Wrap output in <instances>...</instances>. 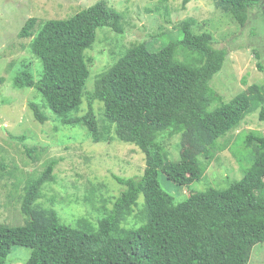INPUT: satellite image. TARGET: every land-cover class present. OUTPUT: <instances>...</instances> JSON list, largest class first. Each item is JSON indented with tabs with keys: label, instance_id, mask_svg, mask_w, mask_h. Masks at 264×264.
Returning a JSON list of instances; mask_svg holds the SVG:
<instances>
[{
	"label": "trees",
	"instance_id": "obj_1",
	"mask_svg": "<svg viewBox=\"0 0 264 264\" xmlns=\"http://www.w3.org/2000/svg\"><path fill=\"white\" fill-rule=\"evenodd\" d=\"M190 1L182 0V8ZM214 2L239 26L251 9L264 5V0ZM262 22L264 28L263 9ZM36 25V19L26 20L18 37L30 38L29 51L40 62L38 77L25 67L13 77V86L34 89L62 126L85 129L93 143L117 140L136 146L145 156V169L138 179L112 176L124 191L107 216L94 223L80 216L63 224L57 210L38 202L42 188L55 181L57 161L51 159L24 184L20 210L25 224L0 225V264L15 246L31 250L25 264H248L252 248L264 243V135H247L251 166L226 190L210 187L177 202L161 188L159 175L185 188L199 181L204 174L200 156L210 160L225 150L218 140L260 106L264 119V84L222 103L209 82L222 69L227 51L213 46L211 32L195 31L191 18L179 25L182 39L157 52L146 43L127 48L87 92L85 51L99 28L122 34L121 14L98 1L66 19L46 20L38 31ZM180 53L194 60L181 62ZM84 97L88 111L77 116ZM95 102L101 105V127ZM216 102L220 105L210 110ZM29 107L35 120H46L36 103ZM164 135L179 136L177 161L165 153ZM139 197L143 202L134 219L140 226L120 229Z\"/></svg>",
	"mask_w": 264,
	"mask_h": 264
},
{
	"label": "rangeland",
	"instance_id": "obj_2",
	"mask_svg": "<svg viewBox=\"0 0 264 264\" xmlns=\"http://www.w3.org/2000/svg\"><path fill=\"white\" fill-rule=\"evenodd\" d=\"M98 1L121 14L123 32L116 34L107 27L97 30L94 44L85 51L89 64L87 92L92 91L98 76L127 48L146 43L150 51L157 52L181 40L179 25L191 18L197 22L195 31L211 32L213 46L227 51L222 69L209 82L211 91L221 97L222 103H229L251 85L264 84V5L251 9L248 21L239 26L216 7L214 0H191L184 8L182 0H0V162L5 165L4 169L0 166V225L25 224L20 210L24 184L39 176L51 159L57 161L53 170L55 181L42 188L38 202L57 210L63 224L80 216L93 223L104 218L115 198L124 191L112 176L138 179L143 174L145 156L136 146L117 140L93 143L85 129L62 126L42 105L34 89L13 86V77L23 68L29 67L36 79L40 70V62L29 51L30 38L18 37L25 21L36 19L38 31L44 21L66 19ZM178 59L190 62L194 57L181 54ZM30 102L36 103L46 116L43 123L34 119ZM219 105L216 102L210 110ZM92 107L99 126H103L101 105L95 102ZM87 111L84 97L77 116ZM260 111L261 106L218 140L225 150L210 160L199 157L204 168L199 181L185 188L160 174L161 188L177 202H184L188 193L210 187L226 190L241 180L251 166V151L245 146L247 135L250 132L264 135ZM178 142V135H164V151L170 160H178ZM142 202L139 197L134 213L120 224V229L140 226L134 215ZM30 252L29 248L15 246L5 264H25ZM248 264H264V243L252 248Z\"/></svg>",
	"mask_w": 264,
	"mask_h": 264
}]
</instances>
